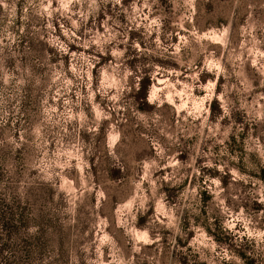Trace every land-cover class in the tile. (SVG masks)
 I'll return each instance as SVG.
<instances>
[{
    "label": "rangeland",
    "instance_id": "1",
    "mask_svg": "<svg viewBox=\"0 0 264 264\" xmlns=\"http://www.w3.org/2000/svg\"><path fill=\"white\" fill-rule=\"evenodd\" d=\"M0 264H264V0H0Z\"/></svg>",
    "mask_w": 264,
    "mask_h": 264
}]
</instances>
